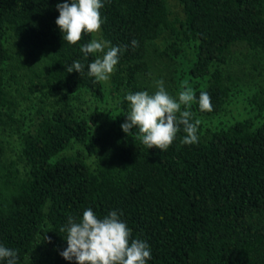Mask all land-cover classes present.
Returning a JSON list of instances; mask_svg holds the SVG:
<instances>
[{
	"label": "trees",
	"instance_id": "16d2710c",
	"mask_svg": "<svg viewBox=\"0 0 264 264\" xmlns=\"http://www.w3.org/2000/svg\"><path fill=\"white\" fill-rule=\"evenodd\" d=\"M63 2L0 0V130L18 145L0 135V245L18 264H76L61 229L91 208L117 211L150 245L147 264H264V75L243 61L264 62V0H102L101 39L127 46L109 89L87 74L94 34L63 40ZM76 60L82 76L66 71ZM161 79L169 94L194 90L198 143H181V126L166 151L149 149L111 120L113 92L119 118L129 92L153 94ZM244 90L238 117L220 120ZM203 91L212 111L199 109Z\"/></svg>",
	"mask_w": 264,
	"mask_h": 264
},
{
	"label": "clouds",
	"instance_id": "9594fccd",
	"mask_svg": "<svg viewBox=\"0 0 264 264\" xmlns=\"http://www.w3.org/2000/svg\"><path fill=\"white\" fill-rule=\"evenodd\" d=\"M59 16L56 25L63 34V40L75 45L81 40L82 34L100 32L104 19L101 9L102 0H71V2L56 5ZM132 47H138L139 42L133 40ZM127 46H113L110 41L92 39L81 46L85 58L90 54L95 59L88 65V76L97 82H106L114 73L119 62V54ZM68 73L79 72L82 76L84 65L76 60L66 68ZM157 91L149 94L147 91L129 92L125 99L129 109L124 114L126 121L122 130L135 140H139L149 149L153 147L166 151L181 131L186 134L181 143L193 145L198 143V126L201 121H193L191 111L193 102L197 101L191 87L182 86L176 97L168 93L164 81H155ZM200 111H212L211 97L203 91L199 95ZM138 129L133 133L132 129ZM67 231V248L60 254L65 260L76 264H147L152 253L150 245L142 239H132L128 225L120 219L117 211H110L99 218L91 208L83 212L82 219L77 222L72 216L61 231ZM0 261L6 264H18V251L0 245Z\"/></svg>",
	"mask_w": 264,
	"mask_h": 264
},
{
	"label": "rangeland",
	"instance_id": "374dc122",
	"mask_svg": "<svg viewBox=\"0 0 264 264\" xmlns=\"http://www.w3.org/2000/svg\"><path fill=\"white\" fill-rule=\"evenodd\" d=\"M94 38L95 39H101L100 37V32L95 33L94 34ZM242 59V58H241ZM243 61H246V63L244 64L246 66L245 69H247L248 71L253 72L256 75V80H262L263 75H264V62L263 61H255L252 58H247L244 57ZM252 62H255L258 67L257 69L252 67ZM105 84L108 85V89H109V84L106 81ZM180 89V88H179ZM179 89L177 88V90H174V93H171L170 95H172L173 97H176L178 95ZM111 93V92H110ZM247 95H249V92L247 90H244L240 93H237L235 95H232V97L230 98L231 102L229 103V105L227 106L226 110L224 112H222V114L220 115L219 119L220 120H224L225 122H231L232 120L235 119V117H238V113H237V107H239L240 109H243V103L244 100L246 99ZM106 100V99H105ZM120 100V98L118 97V93L113 92L111 94V97L108 98V100L103 101L104 107H107L109 109H111V112H109L110 118L111 120L114 119H118L120 125H122L125 121H126V116L124 114H126V112H124L123 115L119 116V118L116 117V112H114V109L116 107V104H118L117 102ZM26 105L21 106V108H25ZM129 109V104L126 105ZM244 116H248L249 115H244ZM0 135L5 138L6 140H9L10 145L12 144L11 147V151L10 152H17V148L18 145L16 144L17 142V136L16 134H14V131L11 130V128L9 129L8 127L0 130ZM15 144V145H14ZM14 145V146H13ZM79 147V144H72V147L69 149V151H74Z\"/></svg>",
	"mask_w": 264,
	"mask_h": 264
}]
</instances>
